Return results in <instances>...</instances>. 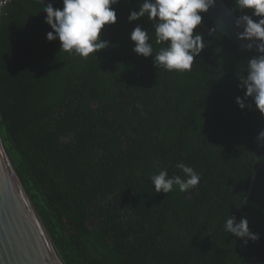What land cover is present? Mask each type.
<instances>
[{"label": "trees", "instance_id": "1", "mask_svg": "<svg viewBox=\"0 0 264 264\" xmlns=\"http://www.w3.org/2000/svg\"><path fill=\"white\" fill-rule=\"evenodd\" d=\"M51 3L63 8V0ZM235 9V0H226ZM142 0H119L108 48L88 58L48 41L40 0H8L0 13V131L26 188L68 264H264V115L241 110L239 76L257 55L223 32L204 36L191 71L156 68L133 51ZM195 31L214 22L202 13ZM254 19H257L254 17ZM200 57V58H199ZM164 73V80H163ZM164 84V86H163ZM200 174L188 192L156 193L160 170ZM243 203V204H242ZM242 204V205H241ZM247 217L259 235L245 245L224 230Z\"/></svg>", "mask_w": 264, "mask_h": 264}, {"label": "clouds", "instance_id": "2", "mask_svg": "<svg viewBox=\"0 0 264 264\" xmlns=\"http://www.w3.org/2000/svg\"><path fill=\"white\" fill-rule=\"evenodd\" d=\"M45 23L52 31L47 33L48 41H60V51L88 58L90 54L108 48V41L101 38L106 25L117 23V12L112 7L119 0H63V8H55L53 4H45ZM217 0H142L139 10H133L128 16L129 22L147 17L153 23L157 44L166 43L154 54L149 32L137 25L130 34L134 42L133 51L145 58L152 57L156 68L165 71L183 73L191 71L195 58L205 48L204 37L195 31L202 24V13L214 7ZM235 9L241 12L250 11L237 17L235 26L242 28L238 39L248 41L242 49L251 51L255 48L257 55L247 61L246 73L239 76L238 85L244 91L243 97H236L241 110L250 107L246 101L254 102L256 110L264 115V0H235ZM257 18V19H254ZM216 32V27L209 30ZM260 146H264V129L257 136ZM175 167L182 175L169 176L166 170H160L151 177L156 193L167 194L174 189L188 192L195 189L201 176L194 168L184 162ZM224 230L239 238L245 245L249 241H257L259 235L249 227L247 217L239 220L236 216L228 218Z\"/></svg>", "mask_w": 264, "mask_h": 264}, {"label": "water", "instance_id": "3", "mask_svg": "<svg viewBox=\"0 0 264 264\" xmlns=\"http://www.w3.org/2000/svg\"><path fill=\"white\" fill-rule=\"evenodd\" d=\"M2 6V0H0V13ZM207 14L215 24V33L223 32L232 42L240 45L248 43V41L238 39V32L243 31L242 28L238 29L235 26L239 15L226 0H217L216 5L210 8ZM209 34L210 32H207L203 37ZM263 165L264 162L255 169L243 202L251 195L255 176ZM0 264H68L20 177L6 148L1 131Z\"/></svg>", "mask_w": 264, "mask_h": 264}, {"label": "built area", "instance_id": "4", "mask_svg": "<svg viewBox=\"0 0 264 264\" xmlns=\"http://www.w3.org/2000/svg\"><path fill=\"white\" fill-rule=\"evenodd\" d=\"M8 0H2V5H4Z\"/></svg>", "mask_w": 264, "mask_h": 264}, {"label": "flooded vegetation", "instance_id": "5", "mask_svg": "<svg viewBox=\"0 0 264 264\" xmlns=\"http://www.w3.org/2000/svg\"><path fill=\"white\" fill-rule=\"evenodd\" d=\"M49 1H51L52 3H55L57 0H49Z\"/></svg>", "mask_w": 264, "mask_h": 264}]
</instances>
